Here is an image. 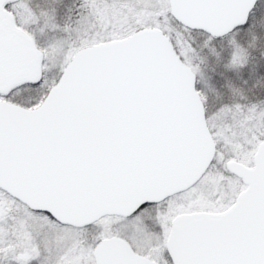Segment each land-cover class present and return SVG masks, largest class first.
<instances>
[{
	"label": "snow or ice",
	"instance_id": "1",
	"mask_svg": "<svg viewBox=\"0 0 264 264\" xmlns=\"http://www.w3.org/2000/svg\"><path fill=\"white\" fill-rule=\"evenodd\" d=\"M0 264H264V0H0Z\"/></svg>",
	"mask_w": 264,
	"mask_h": 264
}]
</instances>
